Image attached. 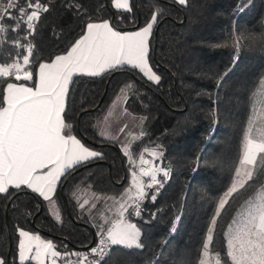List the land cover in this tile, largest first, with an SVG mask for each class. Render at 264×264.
Listing matches in <instances>:
<instances>
[{"label":"trees","instance_id":"16d2710c","mask_svg":"<svg viewBox=\"0 0 264 264\" xmlns=\"http://www.w3.org/2000/svg\"><path fill=\"white\" fill-rule=\"evenodd\" d=\"M25 3L20 0L21 6ZM41 3L48 11L41 13L34 33L21 40L33 45V70L66 52L87 22L109 20L117 30L132 31L156 14L148 61L161 80L150 82L129 66L95 77H73L65 109V122L72 126L69 134L103 158L62 177L52 201L26 186L0 194V257L19 264L20 229L47 237L61 254L87 249L119 218L114 206L129 185L131 161L137 165L145 148L149 153L156 148L162 155L154 162L169 170V176H158L163 184L158 193L147 190L140 216L129 209L124 217L141 230L143 247L113 246L100 264H197L217 203L241 159L262 87L264 0H186L184 5L175 0H130L131 12L115 9L112 0ZM3 23L14 27L11 20ZM25 35L23 28L0 33V64L27 54L13 46ZM6 82L16 81L0 77V91ZM118 90L126 92V109L143 120V135L133 140L126 155L116 142L99 135L100 115ZM149 153L144 157H152ZM251 172L252 178L227 197L217 217L212 252L224 253L225 232L236 209L264 183V154Z\"/></svg>","mask_w":264,"mask_h":264},{"label":"snow or ice","instance_id":"6c2138e0","mask_svg":"<svg viewBox=\"0 0 264 264\" xmlns=\"http://www.w3.org/2000/svg\"><path fill=\"white\" fill-rule=\"evenodd\" d=\"M178 3L184 5L186 0H178ZM113 6L124 12L132 11L130 0H113ZM237 10L243 11V8L238 5ZM47 11L48 7L41 0H26L25 6H21L20 0H0V33H19L22 28L27 33L13 42L14 47L24 49L27 54L21 57L18 53L11 63L0 64V77H14L16 81L6 82V87L0 91V194L9 193L10 187L20 189L27 186L44 200L52 201L62 177L74 167L103 158L102 153L90 149L69 134L72 126L65 122V109L74 74L95 77L130 66L138 69L150 82L159 84L161 77L148 62L149 38L158 18L156 14L151 16L146 26L136 31L117 30L109 20L87 22L83 34L65 54L56 55L50 62H40L38 69L33 70V45L21 43V40H27L34 33L41 13ZM5 19L13 21L14 27H6ZM24 82H32L33 86ZM246 140L241 166L254 164L257 154L264 153V138L256 141L246 136ZM145 153H149V149L145 148L141 153L139 165L131 161L134 165L131 187L121 197L119 218L110 222L106 233L103 229L98 233L99 243L91 248V253L98 254L101 261L111 246L143 247L141 230L124 218L125 213L131 209L135 216H140L141 203L149 197L147 190L155 189L158 193L163 186L158 176H169V170L154 164L162 153L153 148L149 153L153 157L151 160L144 158ZM236 174L248 180L252 178L251 170L242 174L237 168ZM145 177L148 178L147 183L143 179ZM245 182L234 180L224 197H232L238 191V183L242 188ZM224 197L219 199L207 230L203 245L205 251L213 241L217 217L228 203ZM151 199L154 201L156 196L151 195ZM19 236V264L26 261L45 264L46 258H51V264H56L57 258L61 257L51 241L42 240L39 235L23 229L19 230ZM72 255L79 258L78 264H98L89 261L87 253ZM227 255L232 264H264V203L249 209L243 227L228 240ZM0 264L10 262L0 257ZM200 264L206 262L201 260ZM217 264H220L219 259Z\"/></svg>","mask_w":264,"mask_h":264},{"label":"rangeland","instance_id":"374dc122","mask_svg":"<svg viewBox=\"0 0 264 264\" xmlns=\"http://www.w3.org/2000/svg\"><path fill=\"white\" fill-rule=\"evenodd\" d=\"M264 79V78H263ZM126 99V92L124 90H118L115 96L113 97V100L111 102V106L108 109V111L103 115V118H108V123L106 126H102V128L107 131L109 136L116 141L117 145L119 146L120 150L124 155L128 154V149L130 144L135 140L137 137H139L142 134V117L140 115H133L132 113L124 111V115H122L121 112V104ZM123 127V128H122ZM103 130V131H104ZM251 136L256 139H262L264 138V98L259 105V108L253 113V115L250 117L248 126L246 128L245 134H244V141L246 136ZM145 159H153V157H144ZM138 160V159H137ZM140 163V158L137 162V165ZM155 164V162H154ZM157 167H161L160 164H155ZM239 168V167H237ZM236 168V169H237ZM252 167L249 169L251 170ZM138 172V168H137ZM235 176H233V179L229 185L233 183L234 180L236 181H245L246 177L243 175L237 176V174L234 173ZM146 178V177H145ZM144 181L146 182V180ZM148 180V178H147ZM147 183V182H146ZM131 187V171L129 172V185L124 190L122 195ZM228 187V188H229ZM239 188V183L237 185ZM226 189V191L228 190ZM225 191V192H226ZM224 192V193H225ZM224 193L221 195L220 198L224 197ZM134 194V193H133ZM118 199L114 206V210H116L119 214L120 211V204L123 202L121 200V197ZM227 199V197H224ZM219 202V201H218ZM261 203H264V183L260 185L257 190L248 197L245 201H243L238 208L236 209L232 220L230 221V224L228 225L226 232H225V251L221 254V259L224 264H232L230 258L227 255L228 252V240L231 239L233 236L236 235L237 231L243 227L244 222L246 221L247 214L249 209L255 208L256 206L260 205ZM218 205V203H217ZM132 223V222H131ZM231 226V227H229ZM32 234L39 235L42 240L50 241L47 237H44L40 235L37 232H30ZM207 233L204 239V242L206 240ZM20 240V239H19ZM19 244V242H18ZM204 245V243H203ZM124 247V246H123ZM55 250V249H54ZM56 251V250H55ZM215 252H212L209 248L207 251H205L204 247L202 246V251L199 257V260L197 264H200L201 260H204L206 264H213V257ZM17 258H18V252H17ZM19 260V258H18ZM45 264H51V258L45 259Z\"/></svg>","mask_w":264,"mask_h":264},{"label":"crops","instance_id":"0c3cea01","mask_svg":"<svg viewBox=\"0 0 264 264\" xmlns=\"http://www.w3.org/2000/svg\"><path fill=\"white\" fill-rule=\"evenodd\" d=\"M176 2H178V0H175ZM112 5H113V0H112ZM114 7V6H113ZM96 22H99V21H96ZM147 24V23H146ZM146 24L144 25V26H146ZM143 26V27H144ZM142 28V27H141ZM138 30V29H137ZM132 31H136V30H132ZM79 39V38H78ZM75 43V42H74ZM71 47V46H70ZM70 47H69V49H70ZM66 52H64V53H62V54H65ZM58 55H61V54H58ZM56 56V55H55ZM54 56V57H55ZM54 57L52 58V59H54ZM51 61V60H50ZM50 61H48V62H50ZM149 62V61H148ZM150 65V64H149ZM39 66V65H38ZM130 67V66H129ZM37 69H38V67H37ZM138 70V69H137ZM139 71V70H138ZM140 72V71H139ZM141 73V72H140ZM76 75H83V74H74V76H76ZM141 75L142 76H144L142 73H141ZM73 76V77H74ZM87 76H89V75H87ZM146 78V77H145ZM264 78V77H263ZM262 78V82H261V85H262V87H261V90H260V92H259V94H258V96H257V98H258V101H257V105L255 106V111L259 108V105L261 104V102H262V100H263V98H264V79ZM27 86H29V85H27ZM5 87H6V85H5ZM31 87V86H30ZM110 106L111 105H109L107 108H106V110L103 112V113H101V115H100V118H99V135L102 137V138H104V139H108V140H112V141H114V139H112V137L111 136H109L108 134V132L107 131H105L103 128H102V126H106V124L108 123V118L107 119H105V118H103V115L108 111V109L110 108ZM127 111L128 112V110L126 109V107H125V100L122 102V104H121V114L122 115H124V111ZM254 111V112H255ZM129 113H131V112H129ZM133 114V113H132ZM133 115H136V114H133ZM102 125V126H101ZM123 128V127H122ZM104 130V131H103ZM247 137L248 138H251V139H253V140H256V141H259L260 139H256V138H253V137H251V136H248L247 135ZM77 138V137H76ZM78 139V138H77ZM114 142H116V141H114ZM246 143H247V140H246V137H245V141H244V144H243V150H242V155H241V159L243 158V156H244V152H245V145H246ZM117 144V143H116ZM91 149V148H90ZM93 150V149H92ZM95 151V150H94ZM260 154H264V153H258L257 154V157H256V159L258 158V156L260 155ZM240 159V160H241ZM253 166V164L252 165H247V166H241V164H240V161H239V163H238V166L237 167H239L240 169H241V173L243 174L245 171H247V170H249L251 167ZM235 174H236V171H235ZM235 176V175H234ZM27 187V186H26ZM28 188V187H27ZM30 189V188H29ZM30 190H32V189H30ZM34 192V191H33ZM36 193V192H35ZM39 197H41L38 193H36ZM42 199H43V197H41ZM61 255H64V254H61Z\"/></svg>","mask_w":264,"mask_h":264},{"label":"built area","instance_id":"2783aa9c","mask_svg":"<svg viewBox=\"0 0 264 264\" xmlns=\"http://www.w3.org/2000/svg\"><path fill=\"white\" fill-rule=\"evenodd\" d=\"M99 239L100 237L98 236L87 249H82L67 255L66 254L61 255L60 258H57L56 264H67L68 261H71V264H78L79 258L76 255H72L74 253H81V254L87 253L89 261L98 262V264H100L110 254L113 246H111L109 249H106V254L104 256V259L101 261L98 254L91 253V248L97 246V244L99 243ZM85 264H87V262H85Z\"/></svg>","mask_w":264,"mask_h":264},{"label":"water","instance_id":"95a60500","mask_svg":"<svg viewBox=\"0 0 264 264\" xmlns=\"http://www.w3.org/2000/svg\"><path fill=\"white\" fill-rule=\"evenodd\" d=\"M217 259H219L220 264H224L222 259H221V253L220 252H215L214 257H213V264H217Z\"/></svg>","mask_w":264,"mask_h":264}]
</instances>
